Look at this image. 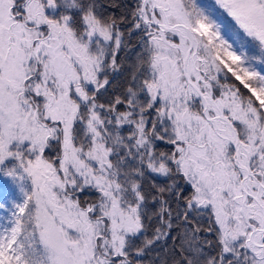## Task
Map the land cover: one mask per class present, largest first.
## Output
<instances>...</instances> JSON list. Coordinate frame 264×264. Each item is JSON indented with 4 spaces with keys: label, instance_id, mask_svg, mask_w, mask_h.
<instances>
[{
    "label": "snow or ice",
    "instance_id": "snow-or-ice-1",
    "mask_svg": "<svg viewBox=\"0 0 264 264\" xmlns=\"http://www.w3.org/2000/svg\"><path fill=\"white\" fill-rule=\"evenodd\" d=\"M0 264H264V0H0Z\"/></svg>",
    "mask_w": 264,
    "mask_h": 264
}]
</instances>
